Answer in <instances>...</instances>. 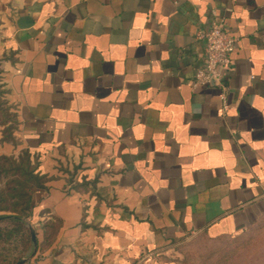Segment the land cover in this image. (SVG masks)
I'll list each match as a JSON object with an SVG mask.
<instances>
[{"label": "crops", "instance_id": "1", "mask_svg": "<svg viewBox=\"0 0 264 264\" xmlns=\"http://www.w3.org/2000/svg\"><path fill=\"white\" fill-rule=\"evenodd\" d=\"M218 19L238 39L224 115L217 86H191ZM0 101V157L28 152L47 178L25 264L264 244V0H0Z\"/></svg>", "mask_w": 264, "mask_h": 264}, {"label": "trees", "instance_id": "2", "mask_svg": "<svg viewBox=\"0 0 264 264\" xmlns=\"http://www.w3.org/2000/svg\"><path fill=\"white\" fill-rule=\"evenodd\" d=\"M0 112L6 115L4 103L0 101ZM9 117V115H6ZM5 116V117H6ZM12 138V128L9 127L3 133L4 141ZM46 176L38 172V164L34 163L28 152H23L17 158L0 157V241L12 237L16 233L22 243V254L13 261L3 259L0 255V264H17L21 259L30 256L33 253L32 235L29 230L28 219L30 217L31 198L35 191L43 189ZM11 229L5 235V229ZM252 238L243 237V241L239 240L226 242V250L230 251L231 245L238 246L240 244L250 243ZM221 252V251H220ZM184 263L194 264L186 257Z\"/></svg>", "mask_w": 264, "mask_h": 264}, {"label": "rangeland", "instance_id": "3", "mask_svg": "<svg viewBox=\"0 0 264 264\" xmlns=\"http://www.w3.org/2000/svg\"><path fill=\"white\" fill-rule=\"evenodd\" d=\"M0 112V124L11 122V128L13 129V116H3ZM5 235H7L11 229L6 228ZM184 249L181 250L182 254L194 264H264V244L256 243L255 238L250 243L240 244L235 247L231 245L228 252L226 250V244L210 242L207 239L197 238L189 241L184 245ZM221 251V252H220ZM22 254V243L16 233H13L12 237L2 239L0 241V255L3 259L13 261L15 258Z\"/></svg>", "mask_w": 264, "mask_h": 264}, {"label": "built area", "instance_id": "4", "mask_svg": "<svg viewBox=\"0 0 264 264\" xmlns=\"http://www.w3.org/2000/svg\"><path fill=\"white\" fill-rule=\"evenodd\" d=\"M203 43V64L196 69L191 82L192 89L217 86L221 91V114L229 109L227 79L233 65V55L237 49L238 39L226 28L222 19L214 20L206 30L196 34Z\"/></svg>", "mask_w": 264, "mask_h": 264}, {"label": "water", "instance_id": "5", "mask_svg": "<svg viewBox=\"0 0 264 264\" xmlns=\"http://www.w3.org/2000/svg\"><path fill=\"white\" fill-rule=\"evenodd\" d=\"M28 227H29V230H30L31 235H32V242H33V245H34L33 253H34L35 250H36V247H37L36 234H35V231L33 230V228L31 226H28ZM27 259H28V257L27 258H23L17 264H25Z\"/></svg>", "mask_w": 264, "mask_h": 264}]
</instances>
